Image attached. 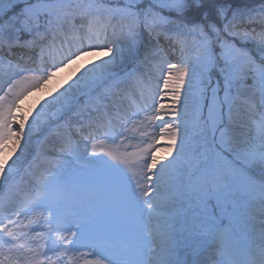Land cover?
Listing matches in <instances>:
<instances>
[{
  "label": "snow or ice",
  "instance_id": "1",
  "mask_svg": "<svg viewBox=\"0 0 264 264\" xmlns=\"http://www.w3.org/2000/svg\"><path fill=\"white\" fill-rule=\"evenodd\" d=\"M85 55L30 124L21 101ZM0 87V153L52 108L63 128L27 187L24 150L0 157V264H264V0H0ZM137 118L156 134L132 143Z\"/></svg>",
  "mask_w": 264,
  "mask_h": 264
},
{
  "label": "rangeland",
  "instance_id": "2",
  "mask_svg": "<svg viewBox=\"0 0 264 264\" xmlns=\"http://www.w3.org/2000/svg\"><path fill=\"white\" fill-rule=\"evenodd\" d=\"M170 55L172 54L169 53L168 56ZM168 56H166L164 59L173 63L180 62L175 61L174 59H168ZM95 59L96 58L91 55H85L80 60H77L75 65L66 67L62 72L53 77L50 82L42 85L40 88L35 89L32 93L26 96L21 101V107L26 113H28L29 123L31 124L32 121L36 119L37 113L40 112V110L48 103L49 100L62 92L64 88L68 87L72 80H74L81 71L85 70L86 67L89 66V61H93ZM163 67H165L164 63H160L155 70L150 72L152 92L158 91L157 83L161 79V72L159 71V69ZM4 91H6V87H0V95H3ZM137 99L138 98L134 99V101H128V98L124 99L126 112L136 110ZM139 103L141 104V102ZM167 103H170V101H167ZM132 107H134V109H132ZM15 115H20V113L17 112L15 113ZM57 119V109H50L35 124L33 132L31 133V142L28 144L27 149H24L23 141H21V148L17 149L15 154H12V147L15 142L9 141L7 142V146L5 147L4 152L0 153V157L5 155L11 157V159L9 160V164L11 165L12 161L15 160L16 156L20 154L21 150H24L25 152V155L17 164L18 175L13 180V184L15 186H29L28 181L32 178L33 175L39 173V168H37L36 166V160L45 157L49 152L53 151L54 146H58V138L63 134V128L54 127L57 124ZM139 120L140 118H137L136 128L128 133V136L132 138V143H137L141 138H147L144 135L145 133H147L148 136L156 134L155 128L148 127L147 121L140 123ZM127 143L128 141H125V146L127 145ZM168 143L169 142L166 138L164 140L157 141L156 154L159 156H166ZM106 145L109 147L115 146L111 144V142L107 141ZM167 158L171 159L172 157ZM30 165L31 168L29 167ZM9 206L16 210L22 209L24 207V205H20L17 203L15 197L12 198ZM32 214L35 215V213H27L21 211L20 220L24 223V221L29 219L30 217L33 218L34 215ZM32 218H30L29 220H31ZM40 232L44 233V229H41ZM39 238L40 242L43 243V239L41 238V236H39ZM52 258L54 260L56 259L55 256H53ZM88 258L90 259L91 257ZM57 264H83V259L80 258L79 252L74 253L72 251H69L66 256H62L61 259L57 261Z\"/></svg>",
  "mask_w": 264,
  "mask_h": 264
},
{
  "label": "trees",
  "instance_id": "3",
  "mask_svg": "<svg viewBox=\"0 0 264 264\" xmlns=\"http://www.w3.org/2000/svg\"><path fill=\"white\" fill-rule=\"evenodd\" d=\"M237 2L243 6L245 3H248V4H251L252 3V0H237Z\"/></svg>",
  "mask_w": 264,
  "mask_h": 264
}]
</instances>
